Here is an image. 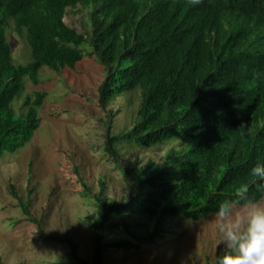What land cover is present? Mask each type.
Listing matches in <instances>:
<instances>
[{
	"label": "trees",
	"instance_id": "1",
	"mask_svg": "<svg viewBox=\"0 0 264 264\" xmlns=\"http://www.w3.org/2000/svg\"><path fill=\"white\" fill-rule=\"evenodd\" d=\"M77 7L89 11L86 35L63 22ZM10 27L29 50L26 66L13 62ZM85 56L104 74L102 109L139 92L133 127L108 134L104 150L115 163L119 143L143 150L178 144L161 165L121 168L131 188L121 203L104 199L101 182L92 239L99 258L154 244L168 233V222L213 216L241 185L264 199L249 177L264 163V0H0V158L23 148L38 128L45 94L23 97L26 82L37 87L42 69L72 71ZM13 192L26 220L36 224L31 200ZM119 217L143 223L123 224ZM147 224L153 230L139 234ZM121 233L128 239L102 244L106 235Z\"/></svg>",
	"mask_w": 264,
	"mask_h": 264
},
{
	"label": "rangeland",
	"instance_id": "2",
	"mask_svg": "<svg viewBox=\"0 0 264 264\" xmlns=\"http://www.w3.org/2000/svg\"><path fill=\"white\" fill-rule=\"evenodd\" d=\"M80 7L67 10L64 24L78 34L90 31L88 13ZM16 66L30 62L29 50L13 28L6 32ZM39 86L26 82L24 96L43 92L38 109V128L16 153L0 158V264H207L220 254L215 217L189 227L185 218L168 222V233L138 252L110 251L100 258L94 250L93 222L97 218L94 197L105 182L108 203L128 199L131 188L121 168L161 165L176 141L141 149L117 144L118 163L104 148L108 134L129 131L136 121L139 92L114 98L101 108L99 90L104 81L101 68L88 57L74 70L59 74L42 69ZM23 98L14 104L22 105ZM31 200L29 211L36 224L26 220L19 201ZM121 223L142 224L119 217ZM152 224L139 234L151 232ZM128 239L121 233L106 235L102 244Z\"/></svg>",
	"mask_w": 264,
	"mask_h": 264
},
{
	"label": "clouds",
	"instance_id": "3",
	"mask_svg": "<svg viewBox=\"0 0 264 264\" xmlns=\"http://www.w3.org/2000/svg\"><path fill=\"white\" fill-rule=\"evenodd\" d=\"M246 126L238 132L245 136ZM251 186L264 195V163L258 162L250 169ZM250 185H241L237 192L222 199L214 211L220 240L223 245L214 264H264V199L249 194ZM206 219V218H204ZM196 226L191 219L185 222Z\"/></svg>",
	"mask_w": 264,
	"mask_h": 264
}]
</instances>
